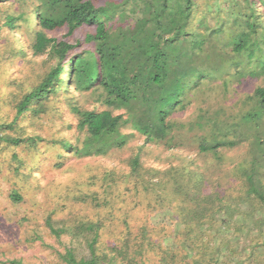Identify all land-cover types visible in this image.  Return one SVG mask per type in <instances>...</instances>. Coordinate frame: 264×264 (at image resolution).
Here are the masks:
<instances>
[{
  "label": "trees",
  "instance_id": "16d2710c",
  "mask_svg": "<svg viewBox=\"0 0 264 264\" xmlns=\"http://www.w3.org/2000/svg\"><path fill=\"white\" fill-rule=\"evenodd\" d=\"M64 29L62 39L48 36ZM2 31L14 57L47 55L39 83L16 101L12 125L25 116L43 118L54 110L53 101L73 92L92 94L107 107L82 111L70 106L84 139L81 146L52 143L58 146V160L65 154L106 156L136 135L142 147L180 149L187 134L206 131L209 136L194 138L198 152L211 155L220 168L222 150L247 142V155L231 175L222 171L224 185L193 168L191 159L189 167L149 168L140 162L141 147L130 159L129 173L115 183H139L145 190L161 191L165 200L178 199L176 248L158 245L159 264H264V217L258 215L264 212V132L259 131L264 85L246 99L253 107L238 105L228 123L209 108L199 110L187 125L175 117L204 89L218 88L226 97L235 87L264 79V0H0ZM79 31L88 47L72 52L79 43L64 40ZM245 130L254 133L250 142ZM1 140L33 149L42 142L39 136ZM44 161L36 156L29 165L37 168ZM10 198L21 201L16 192ZM46 226L60 237L62 230L50 220ZM83 230L92 236L89 257L77 259L66 250L60 255L63 264H145V246L151 244L145 229L133 247L123 238L120 246L102 251L97 249L99 223Z\"/></svg>",
  "mask_w": 264,
  "mask_h": 264
},
{
  "label": "rangeland",
  "instance_id": "374dc122",
  "mask_svg": "<svg viewBox=\"0 0 264 264\" xmlns=\"http://www.w3.org/2000/svg\"><path fill=\"white\" fill-rule=\"evenodd\" d=\"M66 31L49 33L48 36L62 39ZM4 33H0V140L8 135L21 138L39 136L42 142L33 149L24 144L13 147L0 141V264H63L60 255L66 250L77 259H87V241L92 236L83 227L97 223L99 251L115 243L120 246L123 238H127L133 247L142 241L141 231L145 229L147 239L153 245L145 246V264H159L158 245L176 248L179 223L173 212L178 199L174 197L168 201L161 191L145 190L143 185L135 182L115 183V178L129 173L130 159L141 147L140 162L149 168L163 169L171 163L189 167L187 161L191 159L193 168L224 185L226 178L222 171L231 175L235 164L247 155L248 143L232 150H222L220 168H215L217 162L211 155L198 152L194 138L209 136L206 131L187 134L190 140L180 149L167 150L158 145L142 147V138L136 135L124 148L113 149L106 156L65 154L62 160H58V146L53 147L52 143L67 141L72 146H81L84 139L70 106L76 104L82 111L97 107L105 110L107 107L100 105L92 94L73 92L53 101L51 108L54 110L43 118L25 116L12 125L15 103L41 80L47 55L33 57L28 54L24 60L14 57L13 46L9 38L5 39ZM84 40L83 32L79 31L64 41L73 46L78 42L80 47L72 51L77 52L88 47ZM263 85L264 79L248 81L235 87L226 97L218 88L204 89L201 96L193 98L191 104L175 117L187 125L195 120L199 110L209 111V108L213 113H219L220 120L228 123L237 116L238 105L245 110L253 107V102L246 99ZM260 130L264 132V126ZM244 133L250 142L249 134H254L253 131L245 130ZM36 156L45 161L34 168L29 164ZM59 161L62 164L56 166ZM212 190V187L206 189L208 192ZM12 192L20 195V202L11 200ZM258 215L264 217V212ZM47 220L55 230H62L59 238L49 231Z\"/></svg>",
  "mask_w": 264,
  "mask_h": 264
}]
</instances>
